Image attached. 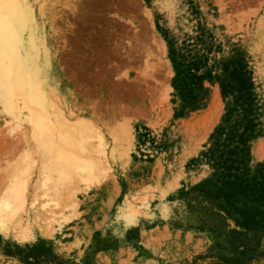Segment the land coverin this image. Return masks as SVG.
Instances as JSON below:
<instances>
[{
    "label": "rangeland",
    "instance_id": "rangeland-1",
    "mask_svg": "<svg viewBox=\"0 0 264 264\" xmlns=\"http://www.w3.org/2000/svg\"><path fill=\"white\" fill-rule=\"evenodd\" d=\"M32 6L49 59L38 81L46 103L86 123L106 170L65 190L50 219L42 198L32 204L41 159L28 124L0 101V197L29 166L26 209L0 219V264H264V227L245 233L202 196L213 172L203 153L226 109L219 82L204 80L202 106L174 117L182 58L212 75L241 59L261 114L249 166L264 174V0Z\"/></svg>",
    "mask_w": 264,
    "mask_h": 264
},
{
    "label": "bare ground",
    "instance_id": "bare-ground-1",
    "mask_svg": "<svg viewBox=\"0 0 264 264\" xmlns=\"http://www.w3.org/2000/svg\"><path fill=\"white\" fill-rule=\"evenodd\" d=\"M32 1L39 0H0V101L4 110L16 119L17 126L21 122L28 124L41 159L40 178L34 184L32 204L38 196L42 198L40 207L53 219L54 209L60 206L65 190L71 197L73 184L82 180H98L106 169L102 159L96 155L99 151L91 144L92 136L96 135L88 130L86 123L79 116L72 118L71 112L66 114L63 108L61 111L57 106L49 107L46 103L38 81H41L42 69L48 67L49 59L44 51L46 40L41 37L44 32L37 23ZM40 2L43 6V0ZM218 96L216 87L214 97ZM127 134L125 137L130 143L132 133ZM28 167L22 171L25 174L13 180L0 197L2 221L12 222L26 209ZM38 190L42 192L38 194Z\"/></svg>",
    "mask_w": 264,
    "mask_h": 264
},
{
    "label": "trees",
    "instance_id": "trees-1",
    "mask_svg": "<svg viewBox=\"0 0 264 264\" xmlns=\"http://www.w3.org/2000/svg\"><path fill=\"white\" fill-rule=\"evenodd\" d=\"M178 65L182 82L176 87L179 104L174 117H184L202 106L206 98L204 80L219 82L226 103L222 120L203 153L213 172L211 185L201 187L202 196L227 215L237 214L239 226L245 233H253L264 227V174H252L249 166V144L261 132L260 107L249 71L238 58L223 64L220 75H212L211 70L198 73L196 60L182 58Z\"/></svg>",
    "mask_w": 264,
    "mask_h": 264
}]
</instances>
